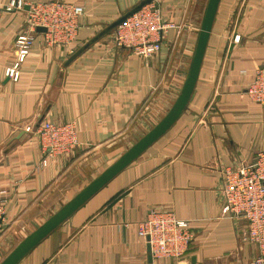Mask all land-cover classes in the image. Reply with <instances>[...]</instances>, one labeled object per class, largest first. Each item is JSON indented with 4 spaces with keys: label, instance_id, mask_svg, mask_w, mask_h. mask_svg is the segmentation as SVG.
I'll return each mask as SVG.
<instances>
[{
    "label": "crops",
    "instance_id": "crops-1",
    "mask_svg": "<svg viewBox=\"0 0 264 264\" xmlns=\"http://www.w3.org/2000/svg\"><path fill=\"white\" fill-rule=\"evenodd\" d=\"M10 1L0 0V256L14 235L47 220L166 114L186 78L207 3L152 0L176 28L144 59L116 45L117 27L102 34L142 0H62L84 9L73 53L95 40L67 63L69 47L38 36L12 81L4 70L28 30L26 8L7 11ZM262 67L264 0H220L186 110L18 264H149L137 230L150 209L171 210L192 232L182 257L150 264H252L258 251L247 224L222 213L220 189L225 167L264 150V106L246 94ZM43 121L74 124L79 144L40 168L33 131Z\"/></svg>",
    "mask_w": 264,
    "mask_h": 264
},
{
    "label": "built area",
    "instance_id": "built-area-1",
    "mask_svg": "<svg viewBox=\"0 0 264 264\" xmlns=\"http://www.w3.org/2000/svg\"><path fill=\"white\" fill-rule=\"evenodd\" d=\"M25 8L28 31L16 38V60L4 70V76L12 81H17L19 66L36 37L41 36L47 45L69 47L84 13L83 6L62 0H11L5 7L7 11ZM37 27L44 28L45 32L37 33ZM173 28H176L174 24L162 20L157 7L145 5L117 26L116 45L149 59L160 51L162 34ZM238 40L239 36H235L234 41ZM69 49L72 54V48ZM246 94L251 102L264 106V67L255 70ZM33 135L43 155L40 168L46 167L51 159L71 153L79 144L72 123L43 121ZM221 174L222 213L245 220L247 238L258 251L252 264H264V150L257 152L248 163L225 167ZM3 225L4 211L0 203V234ZM137 234L149 245L152 259L180 258L192 240L188 222L177 219L166 209H150L139 223Z\"/></svg>",
    "mask_w": 264,
    "mask_h": 264
},
{
    "label": "water",
    "instance_id": "water-1",
    "mask_svg": "<svg viewBox=\"0 0 264 264\" xmlns=\"http://www.w3.org/2000/svg\"><path fill=\"white\" fill-rule=\"evenodd\" d=\"M151 1L152 0H142L139 2V4L134 6L132 10L121 14L117 20L105 28L102 34L115 29L128 17L140 10L145 5L149 4ZM219 3L220 0H207L186 78L183 82L180 92L166 114L141 138H139L128 149H126L125 152H123L111 165L105 168L98 176L91 180L84 188L75 194L68 202L62 205L35 230L19 241L14 246V248L0 261V264H18L44 238H46L52 231L64 223L92 196H94L116 175L124 170L130 163L136 160L146 149H148L171 128L179 116L186 110L194 90ZM36 32L42 33L45 32V29L42 27H37ZM94 40L85 44L82 48L76 50L70 56L67 63L71 62L74 58L81 54V52ZM146 249L147 261L150 264L152 262V257L148 244H146Z\"/></svg>",
    "mask_w": 264,
    "mask_h": 264
},
{
    "label": "rangeland",
    "instance_id": "rangeland-1",
    "mask_svg": "<svg viewBox=\"0 0 264 264\" xmlns=\"http://www.w3.org/2000/svg\"><path fill=\"white\" fill-rule=\"evenodd\" d=\"M134 142H132L133 144ZM128 149L125 148L124 151ZM123 151V152H124ZM61 207V205L59 206V208ZM47 217V216H46ZM46 219H41L38 220L36 222H34L32 225H29L27 228L25 227V229L23 231H20L19 234H16L13 236V239L11 241V243L9 244V247H7V250L3 251V253L0 256V261L14 248V246L21 241L26 235H28L29 233H31L33 230H35L39 225H41ZM2 233V232H1ZM1 235V234H0Z\"/></svg>",
    "mask_w": 264,
    "mask_h": 264
}]
</instances>
